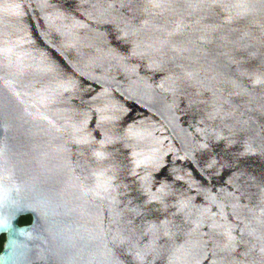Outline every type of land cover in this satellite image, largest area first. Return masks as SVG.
<instances>
[{"label":"water","instance_id":"obj_1","mask_svg":"<svg viewBox=\"0 0 264 264\" xmlns=\"http://www.w3.org/2000/svg\"><path fill=\"white\" fill-rule=\"evenodd\" d=\"M2 236L0 264H264V0H0Z\"/></svg>","mask_w":264,"mask_h":264},{"label":"trees","instance_id":"obj_2","mask_svg":"<svg viewBox=\"0 0 264 264\" xmlns=\"http://www.w3.org/2000/svg\"><path fill=\"white\" fill-rule=\"evenodd\" d=\"M31 221H32L31 215H24L20 218V224H22V225L29 224V223H31ZM4 241H5V236H2L0 238V252L3 249Z\"/></svg>","mask_w":264,"mask_h":264}]
</instances>
